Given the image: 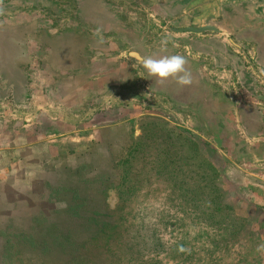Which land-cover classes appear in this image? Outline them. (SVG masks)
I'll return each instance as SVG.
<instances>
[{"label": "rangeland", "instance_id": "obj_1", "mask_svg": "<svg viewBox=\"0 0 264 264\" xmlns=\"http://www.w3.org/2000/svg\"><path fill=\"white\" fill-rule=\"evenodd\" d=\"M0 56V264H264V0H0Z\"/></svg>", "mask_w": 264, "mask_h": 264}, {"label": "clouds", "instance_id": "obj_2", "mask_svg": "<svg viewBox=\"0 0 264 264\" xmlns=\"http://www.w3.org/2000/svg\"><path fill=\"white\" fill-rule=\"evenodd\" d=\"M99 31L97 29L96 33H99ZM167 44L168 40L162 39V47L166 48ZM129 57L140 63L150 76L159 78L161 82L170 77L175 78L176 82L181 86L191 85L193 82L192 73L186 67L188 61L183 55L142 56L132 51L129 53ZM256 251L264 254V243L257 245Z\"/></svg>", "mask_w": 264, "mask_h": 264}, {"label": "water", "instance_id": "obj_3", "mask_svg": "<svg viewBox=\"0 0 264 264\" xmlns=\"http://www.w3.org/2000/svg\"><path fill=\"white\" fill-rule=\"evenodd\" d=\"M176 32H191L195 34H200L205 31H215V32H220V29L214 25H204V26H188V27H183V28H171Z\"/></svg>", "mask_w": 264, "mask_h": 264}, {"label": "crops", "instance_id": "obj_4", "mask_svg": "<svg viewBox=\"0 0 264 264\" xmlns=\"http://www.w3.org/2000/svg\"><path fill=\"white\" fill-rule=\"evenodd\" d=\"M5 58H7V57H5ZM0 60H1V61L3 60L2 56H0ZM28 61H31V59H29ZM25 65H28V64L25 63ZM15 67L19 69V65L15 66ZM43 68H44V67H43ZM44 69H45V68H44ZM19 70H20V69H19ZM19 70H18V71H19ZM22 72H24V71H22ZM22 78H23V77H22ZM24 82H25V81H24ZM7 84H10V82L7 83ZM27 89H28V88H27V86H26V84H25V91H26V93H27ZM11 90H12V89H11ZM10 92H11V91H10ZM24 98H25V99L27 98V94H25V97H24ZM24 98H23V99H24ZM25 99H24V100H25Z\"/></svg>", "mask_w": 264, "mask_h": 264}]
</instances>
